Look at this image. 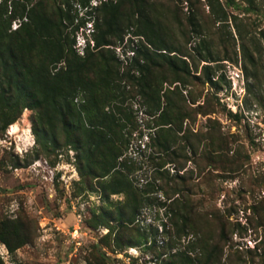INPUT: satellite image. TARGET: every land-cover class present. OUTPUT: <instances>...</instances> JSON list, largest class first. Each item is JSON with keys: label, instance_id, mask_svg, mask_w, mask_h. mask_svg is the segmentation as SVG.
<instances>
[{"label": "rangeland", "instance_id": "1", "mask_svg": "<svg viewBox=\"0 0 264 264\" xmlns=\"http://www.w3.org/2000/svg\"><path fill=\"white\" fill-rule=\"evenodd\" d=\"M108 1L121 15L104 55L121 72L154 50L139 19L167 48L148 66L176 119L168 149L135 131L118 166L98 176L99 165L82 159L81 131L0 101V264H202V247L214 244L211 264H264V0ZM100 2L47 0L79 55L95 51L90 12ZM141 83L136 71L121 76L116 103L139 121L157 116ZM116 171L124 189L111 193ZM181 216L191 226L177 232Z\"/></svg>", "mask_w": 264, "mask_h": 264}, {"label": "trees", "instance_id": "2", "mask_svg": "<svg viewBox=\"0 0 264 264\" xmlns=\"http://www.w3.org/2000/svg\"><path fill=\"white\" fill-rule=\"evenodd\" d=\"M77 1L82 6L90 3V0ZM93 11L95 51L88 50L79 55L63 25L60 8L48 7L47 0H11L10 4L5 0L0 3V101L7 106H16L19 111L22 107L34 109L40 119L49 123L57 117L63 127L74 134L81 131L83 138H77L76 142L84 153L82 159L89 167L90 164L99 165L97 175L106 176L118 166V158L129 150L135 131L137 139L146 136L158 150L166 151V136L176 119L169 116L168 105L161 106L158 88L149 80L148 63H157L158 58L165 60L163 52L158 51L167 49L164 41L157 40L150 20L140 12L145 20L139 19L138 26L141 24L149 31L141 34L147 37L153 52H142L143 63L133 59L127 67L129 71L121 72L118 59L114 55L109 58L104 55V50L109 49L105 46L111 45L112 37L116 36L121 15L119 5L116 7L111 1L101 0L90 13ZM16 19L18 24L12 28L11 22ZM130 70L139 73L142 79L139 94L151 113L157 116L139 121L135 116H127L125 109L116 104L122 96L120 78L130 74ZM146 146L142 142L135 144L140 151ZM120 173L116 171L111 176L108 183L111 193L124 189V178ZM121 217L122 221H127ZM218 218L214 216L212 220ZM180 220V224L173 222L177 232L191 226L185 216ZM202 249V264H211L220 251L217 244ZM167 255L170 261L177 253ZM183 255L179 254L181 258Z\"/></svg>", "mask_w": 264, "mask_h": 264}, {"label": "built area", "instance_id": "3", "mask_svg": "<svg viewBox=\"0 0 264 264\" xmlns=\"http://www.w3.org/2000/svg\"><path fill=\"white\" fill-rule=\"evenodd\" d=\"M9 133H10V131H9ZM29 144H30V142H29V139H27V140H24V142H23V144L21 145L23 148H22V150L24 149H27V147L29 146ZM21 150V151H22Z\"/></svg>", "mask_w": 264, "mask_h": 264}, {"label": "bare ground", "instance_id": "4", "mask_svg": "<svg viewBox=\"0 0 264 264\" xmlns=\"http://www.w3.org/2000/svg\"><path fill=\"white\" fill-rule=\"evenodd\" d=\"M15 130H16V125H12L11 132L13 133V131Z\"/></svg>", "mask_w": 264, "mask_h": 264}]
</instances>
